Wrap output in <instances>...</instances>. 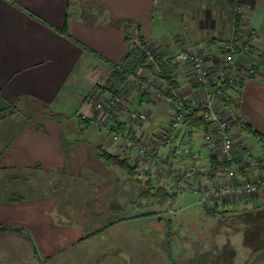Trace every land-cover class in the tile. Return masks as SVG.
I'll list each match as a JSON object with an SVG mask.
<instances>
[{
  "label": "crops",
  "instance_id": "0c3cea01",
  "mask_svg": "<svg viewBox=\"0 0 264 264\" xmlns=\"http://www.w3.org/2000/svg\"><path fill=\"white\" fill-rule=\"evenodd\" d=\"M182 1L189 11L171 30L174 41L164 43L155 25L161 23V14L167 17L160 5L168 0H0V264H134L137 249L144 253L146 246L155 248L150 236L117 232V225L150 215V208L145 210L150 202L137 201L136 185L123 175L125 183H120L115 174L120 170L102 163L97 149L127 153L140 167L149 162L130 153V142L111 141V134L128 126L126 113H97L87 101L111 96L112 82L97 85L109 75L107 64L127 65L122 22L137 25L142 43L155 53L157 68H139L135 74L167 96L177 92L176 101H200L203 87L188 67L170 65L169 56L193 47L213 68L218 48L232 33L233 9L241 8L239 40L250 51L239 60L237 84L222 87L224 99H216V109L227 122L233 157L241 160L246 150L264 160L261 143L244 129L264 138V0ZM252 62L256 73L245 75ZM120 95L126 110L148 115V121L132 125L137 138L160 137L172 109L134 86ZM9 109L15 112L8 115ZM92 117L104 121L89 125L106 132L109 147L98 137L71 141L68 129L83 131L81 119ZM194 127L184 139L193 141L192 153L181 156L178 169L191 172L190 191L202 195L199 207L208 219H218L210 245L216 243L217 233L225 243L221 251L207 249L208 262L230 264L235 255L231 239L241 235V245L250 250L245 263L259 251V264H264V186L254 194H212L223 182L226 167L219 145L208 148L210 126ZM253 148L258 153L253 154ZM158 152L162 157L169 154L167 146ZM232 163L233 184L253 182L264 169V163L256 168ZM131 204L140 207L135 211ZM235 205H240L241 216H232ZM121 256H128L127 261Z\"/></svg>",
  "mask_w": 264,
  "mask_h": 264
},
{
  "label": "built area",
  "instance_id": "2783aa9c",
  "mask_svg": "<svg viewBox=\"0 0 264 264\" xmlns=\"http://www.w3.org/2000/svg\"><path fill=\"white\" fill-rule=\"evenodd\" d=\"M232 33L229 39L218 48L217 61L213 68L206 65V61L202 55L193 47L177 50L169 56V62L172 66H186L189 68L191 76L195 82L203 87L202 100L190 99L188 101H176L179 98L177 92H173L172 96H167L150 80L141 78L135 73H130L122 69L121 64H116L114 68L123 72L124 79L122 83H118L115 87L118 95L110 96L100 101H95L92 98H87L88 103L93 105L95 112L104 113H119L121 110L126 113L128 126L115 133L111 137L113 143L121 140L130 142V153L139 159H146L151 162V165H157V171L164 175L167 173L173 174L177 183V189H185V179L182 176L181 169H173V162H169L167 156H161L158 152L163 143H169L175 134L183 127L185 118H200L210 126L211 133L206 134L208 148H214L219 145L220 154L226 163H232L234 144L232 137L228 133V125L223 116L216 109V99H224L223 86H235L237 84V74L240 73V62L242 57L249 55L250 48L247 44L242 43L239 39L238 29L241 25L242 11L241 8L233 9ZM128 53L135 48H140L145 56V66L156 69L155 53L148 45H142L139 38V30L135 27L126 39ZM256 64L252 62L246 69L245 75L255 74ZM102 84V81L100 82ZM134 86L140 94L148 96L153 101L162 102L172 109V115H168V126L161 132V136H155L150 139L137 138L133 124L144 123L148 121V115L135 109H127L122 102L120 93ZM90 124L94 126L103 125L104 121L96 117L89 119ZM183 131V130H181ZM184 134V131H183ZM185 144L181 146L179 155L188 157L192 153L193 141L186 138ZM241 160L248 167H258L260 160L253 158L249 151H243ZM223 182L218 184L211 192L215 196L225 197L230 195L240 196L242 194H254L260 186H264V169L253 182L243 181L237 184L229 183L234 178L233 169L228 166L224 170ZM222 179V178H221ZM228 181V183L225 182ZM188 188V186L186 187ZM190 188V187H189ZM191 189V188H190ZM204 198L201 202H205Z\"/></svg>",
  "mask_w": 264,
  "mask_h": 264
},
{
  "label": "rangeland",
  "instance_id": "374dc122",
  "mask_svg": "<svg viewBox=\"0 0 264 264\" xmlns=\"http://www.w3.org/2000/svg\"><path fill=\"white\" fill-rule=\"evenodd\" d=\"M188 5V3L183 2L182 0H168L166 4L160 5L161 9L163 8V14L167 16L165 17L160 13L161 16L159 17L161 23L157 26L155 25V30L162 35V42L169 43L174 41V34L172 31L176 27L175 22L182 17L181 15L183 12L187 13L189 11L190 6ZM107 77L108 76H103L102 79H106ZM14 112L15 111H12L11 109L7 110L8 115L13 114ZM28 117L30 118L31 116L29 115ZM72 124L76 126L75 124L77 123L76 121H72ZM68 131H70L69 137L71 138V141L98 137L99 140L105 141V146L109 147L108 144H110V141L106 132L102 131L101 133L99 129L93 126H89L88 128L84 127L83 131H78L76 128L71 127ZM250 140L253 139L250 138ZM251 142L253 143L255 141ZM111 148L105 149H110L108 151L114 153L115 150ZM252 151L253 154L258 153V149L256 148H253ZM117 155L121 156V153H117ZM168 161L170 162V160ZM174 168L177 170L180 167L175 164L173 165V169ZM140 169L139 170L142 171V173H138L139 175H137L140 178L138 179L140 180L139 182L133 181L131 177L121 170H115V174L118 178L123 175L130 183L136 185L135 188L139 191V194H137V201L140 199V202L144 204L147 203V201L150 202L149 205L147 204L145 210L146 212L151 210V214L147 215L146 218L138 219V221H128L125 222V224L121 223L116 227L117 232L134 231L137 234H142L140 236H150V242L152 241L151 246L155 248H147L146 246L144 248V253L139 252L141 249H137V258L135 259L134 264H211L208 262L210 258L205 252L207 249H213L216 252L218 250L221 251V245L225 242L222 234L217 233L218 237L216 238V243L210 245V242L212 241L211 236L215 232L214 229L217 226L216 222L218 219H208L203 213V208L199 207L198 200H201L202 195L194 194L190 191L191 177L189 174L191 172H183V175L179 177L180 179L181 177L185 179L186 185L185 189H182L181 191V189L177 190L173 187V182L178 183V180L175 179L173 174L167 173L165 176L161 175L157 171V165H151V162H149L145 166L140 167ZM120 179L122 180H120V183H125L123 178ZM143 182H150L152 193L155 192V188L158 189L160 186L164 187L168 185L169 193H177V195L172 200L166 201H157V199L154 198L145 200L140 196V193L143 190ZM187 186L188 188H186ZM128 193L131 197L132 192L130 191ZM126 198H124V200ZM127 199L132 202L131 198ZM130 207H133L136 211L140 206L131 204ZM240 208V205L232 206V216H241L243 211L239 210ZM152 213H155V215ZM235 226H239V224L236 223ZM231 242L235 249V255H233L230 264H259V251L255 252L245 263L246 258L250 257V255L248 256L250 250L245 249L241 245V235L234 236L231 239ZM152 249L156 250V252H153ZM148 251H151V254H149ZM121 257L125 262L127 261L128 256ZM211 257L212 259L215 258L214 253H212Z\"/></svg>",
  "mask_w": 264,
  "mask_h": 264
},
{
  "label": "trees",
  "instance_id": "16d2710c",
  "mask_svg": "<svg viewBox=\"0 0 264 264\" xmlns=\"http://www.w3.org/2000/svg\"><path fill=\"white\" fill-rule=\"evenodd\" d=\"M121 25L123 26V31L125 34V39H127L129 33L136 27L137 29H139V27L136 25H132L131 22H122ZM140 38V35H139ZM141 44L145 45L144 43H142V40L140 38ZM127 61V65L125 67L122 66V69L124 71L130 72V73H135V71L139 68H144L145 71H153L154 69L152 67L149 66H145V56L144 53L142 52V50L140 48H135L134 50H132L131 52L128 53L126 59ZM168 63H170L168 61ZM109 69V75L108 77L105 79H101L98 82V86L99 87H104V85L109 82H112V90L109 89V93L111 94V96L114 95H118L119 92H117L115 89V87H117L118 83H122L124 76H123V72H119L117 71L114 66L116 64H107ZM102 81V84H100V82ZM225 86V85H224ZM239 88H241V86H239ZM126 90V89H125ZM124 91V90H123ZM103 93V92H102ZM121 96V95H119ZM233 103V102H230ZM58 118V117H57ZM81 121L83 122V126H90L89 125V119L87 118H82ZM206 124L205 122H203L202 119L200 118H185L184 122H183V127L175 134V136L171 139V141L169 143H163L160 147L162 146H167L168 148V159L170 160V162L172 161L177 162L179 164V162L181 164H179V167H182L180 165H182L183 160L181 159V156L179 155V151L181 146H183L185 144L184 139L186 136H188V128H195L194 126L199 125V127H201L202 124ZM121 127V126H120ZM124 129V128H123ZM249 134H252L258 141L259 143H261L262 148L264 149V138L262 136H260L258 133H256L255 131L251 130L250 128H244ZM122 130V129H121ZM183 130L184 131V135L182 136V139L178 145V147H175V143L177 140V137L180 133V131ZM115 131V130H113ZM120 131V129H119ZM119 131L117 130L115 133H119ZM112 132V131H111ZM110 132V133H111ZM113 133V134H115ZM111 134V137L112 135ZM189 138V137H188ZM97 158L104 164L106 165H110L114 168H117L119 170H121L122 172H124L126 175H128L129 177H131V179L133 181H140L138 179H140L137 175H139L138 173H142V171H140V166L136 165L133 163L132 161V157L127 155V153H121V156L117 155V154H113L108 152L107 150L103 149V148H98L97 149ZM239 163H242V160H240L238 157H233V165H238ZM177 164V165H178ZM222 164L225 167L231 166V163H226L224 159H222ZM237 167V166H236ZM240 167V166H238ZM237 167V168H238ZM140 169V170H139ZM174 185V189H177V182H173ZM155 192L152 193V187L150 186V182H143V190L140 193V196L143 197V199H147L150 200L152 198L157 199V201H166V200H172L177 193L175 194H170L169 193V188L168 185L167 186H160L158 189L155 188ZM178 190V189H177ZM182 191V190H181ZM157 192V193H156ZM209 211V210H208ZM208 211H206V213H209ZM211 213V212H210ZM220 213H223L222 211ZM212 214V213H211Z\"/></svg>",
  "mask_w": 264,
  "mask_h": 264
},
{
  "label": "water",
  "instance_id": "95a60500",
  "mask_svg": "<svg viewBox=\"0 0 264 264\" xmlns=\"http://www.w3.org/2000/svg\"><path fill=\"white\" fill-rule=\"evenodd\" d=\"M182 136H183V131H180L178 137H177V140H176V143H175V147L177 148L181 139H182Z\"/></svg>",
  "mask_w": 264,
  "mask_h": 264
}]
</instances>
